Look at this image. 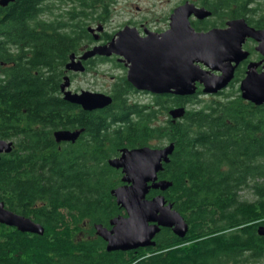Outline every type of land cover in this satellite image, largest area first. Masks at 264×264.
<instances>
[{
	"label": "trees",
	"instance_id": "1",
	"mask_svg": "<svg viewBox=\"0 0 264 264\" xmlns=\"http://www.w3.org/2000/svg\"><path fill=\"white\" fill-rule=\"evenodd\" d=\"M42 9L38 0L0 4V138L14 142L0 159V199L45 228L40 235L0 223V264L264 262L259 232L264 225V107L245 105L240 98L203 105L170 99V107L187 111L176 122L153 125L154 139L166 135L175 143L160 172L172 185L159 192L184 216L189 230L185 237L163 231L148 248L107 250L93 227L108 223L118 210L110 190L121 180L110 172L107 157L124 144L125 133H147L152 125L140 114L127 115L141 109L122 101L129 85L120 86L124 91L115 101H122L121 108L109 114L123 120L116 127V119L89 121L83 109L64 98L65 63L88 33L55 27V21L40 17ZM159 101L150 110L155 121L167 105ZM101 126L105 146L104 137L97 138L90 159L84 137L77 144L56 140L61 129L89 127L99 135Z\"/></svg>",
	"mask_w": 264,
	"mask_h": 264
},
{
	"label": "water",
	"instance_id": "2",
	"mask_svg": "<svg viewBox=\"0 0 264 264\" xmlns=\"http://www.w3.org/2000/svg\"><path fill=\"white\" fill-rule=\"evenodd\" d=\"M9 1L0 0V4L6 5ZM200 11L202 10L196 9L193 4L177 8L172 16L170 33H165L161 39L141 38L135 28L127 26L118 32L119 37L110 44L95 46L82 54L75 64H67V68L83 70V59L95 54L119 53L131 62L128 79L137 89L148 90L154 94L192 96L197 92L199 81L204 84L205 93H217L228 86L234 71L232 61H238L234 54H237L236 51L240 48L235 49L231 39L241 34L244 38L248 33H228V29L196 32L188 18L193 12L197 14ZM239 23L241 22L235 25ZM234 30L239 31L237 28ZM249 34L261 38L264 33ZM71 58L74 61L75 55ZM196 62H204L211 69H219L223 73L218 77L207 76L206 71ZM69 86L70 79L66 77L61 85L64 98L86 110L103 108L113 102L112 97L107 94L89 90L73 92ZM241 90L245 99L263 104L264 73L260 75L249 71L241 84ZM186 111L185 106L173 107L170 114L175 120L184 117ZM80 133V130L61 129L55 132V136L58 142L74 141ZM13 147L12 140L0 138V159L3 152L9 153ZM174 150V142L163 148H125L119 158L110 160L112 166L122 168L124 172V184L113 189L112 193L116 196L118 204L126 209L128 216L121 215L113 219L112 229L102 224L96 226L98 234L107 241L108 251L154 246V237L161 227H171L180 237L187 234L189 225L172 202H167L163 194L147 198L151 189L165 191L172 185L168 180H159L158 173L163 170L164 163L170 161ZM0 223L16 227L22 232L40 235L45 232L41 223L7 208L1 199ZM259 232L264 235V225L259 227Z\"/></svg>",
	"mask_w": 264,
	"mask_h": 264
},
{
	"label": "flooded vegetation",
	"instance_id": "3",
	"mask_svg": "<svg viewBox=\"0 0 264 264\" xmlns=\"http://www.w3.org/2000/svg\"><path fill=\"white\" fill-rule=\"evenodd\" d=\"M168 3L172 0H166ZM113 2H117V0H38V4L43 8L40 14L42 19L53 20L56 22L55 27H61L62 29H77L78 32L88 33V38L86 41L79 47L78 51H74L70 54L69 60L65 63L64 71L65 73L62 75V84L65 82V78L69 77L70 86L68 87L73 92H80L72 88V82L75 81V78L79 75H84L85 80L92 84L97 85L101 80L105 79L107 71L104 70L105 66H110L112 69L120 70V73L113 74L111 73L110 77L112 79V83L109 89H104L102 87H96L95 89H87L91 92L104 93L112 97L113 102L108 106L103 108H95L92 110H86L81 105H78L80 109H83L88 117V120L94 118L95 120L104 121L106 118H111L110 122L113 119L112 126L116 127V125H120L123 120H120V115L117 113L116 115H109L115 113L119 108H121V102L125 101L128 106L133 104H139L141 109L140 113L136 111H132L127 115L133 119L140 114L144 119L147 120L152 125V128L149 129L147 133L145 131H141L138 134L127 133L124 134L126 140L124 144L119 146L116 151L112 152L107 157V164L111 167L110 172L116 174V180L120 179L121 182L114 186L110 193L114 196L116 203L117 198L112 193V190L116 187L124 184L122 178L124 176V172L122 168H117L110 164L111 159L119 158L123 149H135L144 146H150L152 148H163L168 144L172 143L171 140L168 139L166 135L163 138L154 139L153 138V125L154 123L163 124L168 123V120H175L170 114V110L173 107H180L182 105H174L172 107L169 106V101L171 98L176 100L185 101L186 99H195L197 101H201L200 105H203L202 96H211L212 99L210 101H225V100H239V98L244 102L245 105L253 104L254 106L264 107L263 104H256L248 99H245L242 96L241 84L243 80L247 77L249 71H254L257 74L264 73V34L259 38V36L250 35L249 33H264V0H174V3L170 4L166 7L164 14H159L160 16L154 17V19H147L145 21H128L119 29H115L113 31L108 30L106 28V21L102 19H96L97 16H103L104 12L108 13V4ZM9 4V3H8ZM185 4H193L196 9H200L199 13L193 12L189 16V21L191 26L195 29L196 32L199 33H207L211 30H227L228 33H248L243 37L242 34L239 36H234L231 39V43L233 44L235 49H239L237 54H234L238 61L233 60L232 66H234L233 76L229 81V84L226 88L219 90L217 93H205L204 92V84L201 82H197V92L192 96H180L172 93L165 94H154L148 90L137 89L128 79L129 74V66L131 62L123 55L119 53H112L111 55L106 54H95L86 59L82 60L83 70H77L73 68H67V64L78 62L81 55L87 52L88 50H92L95 46L100 45H108L114 39L119 37V31L129 26L136 29V33L141 38L153 37L154 39L163 38L165 33H170L172 29V16L175 13V10L180 6ZM94 6L93 8L90 6ZM165 4L163 3V6ZM108 7V8H107ZM103 12L101 13L100 12ZM99 13V15H96ZM241 22L237 25L235 23ZM75 26V27H74ZM234 28L239 29V31L234 30ZM239 44V45H238ZM241 46V47H240ZM235 52V53H236ZM75 55L74 61L71 58L72 55ZM226 62V61H225ZM200 67L206 71L205 75L218 77L222 75V71L219 69H211L204 62H196ZM219 63L217 62V65ZM61 84V85H62ZM121 85H129L128 92L121 95L122 101L117 103L115 101V97L117 96V92L120 94L124 91V87H120ZM62 91V90H61ZM63 93V91H62ZM64 95V93H63ZM164 100L167 102L165 110L160 112L158 120L155 121L152 116V111L154 103L156 100ZM116 102V103H115ZM160 102V101H159ZM205 103V102H204ZM75 104V103H74ZM163 106V107H164ZM126 107H123L125 109ZM146 114L147 117H146ZM126 115V117H127ZM119 116V118H117ZM122 116V115H121ZM90 125V124H88ZM111 126V125H110ZM88 128L82 129H67L71 131L80 130L81 133L76 138V140L65 141L67 143L77 144L84 137L85 146L87 147L86 158L90 159L96 154V151H91V147L96 143L97 138L104 137V146L106 134L104 135V127L101 126L100 134L97 135L95 132H90ZM141 134V135H140ZM141 139H140V138ZM157 138V137H155ZM4 139V138H3ZM7 140V139H6ZM63 142V141H62ZM113 143V142H111ZM110 144V143H109ZM6 152H3L4 154ZM10 153V152H9ZM174 153V152H173ZM1 154V156H2ZM172 155H170L171 158ZM171 160V159H170ZM170 162V161H169ZM168 162V163H169ZM164 163V167L166 164ZM165 168H163L164 170ZM161 172V171H160ZM160 172L158 173V179H165L160 177ZM166 180V179H165ZM161 190L151 189L147 194V198H152L156 195L163 194L159 192ZM152 192V193H151ZM164 195V194H163ZM165 196V195H164ZM166 198V197H165ZM167 200V199H166ZM128 216L126 209L118 204L117 213L110 217L108 223H95L93 227L97 232V225L102 224L104 227L108 229H112L113 224L111 221L119 216ZM6 225V224H5ZM168 233L176 234L171 227H161L160 231L155 235L154 240L157 244V237L163 232L166 231ZM102 237V236H101ZM185 237V236H184ZM104 239V238H103ZM106 241V240H105ZM107 242V241H106ZM155 244V245H156ZM154 245V246H155ZM152 247V246H149ZM146 248V247H141ZM148 248V247H147ZM132 249V250H138ZM127 251V250H126ZM129 251V250H128ZM263 259V258H262ZM259 264L262 263V260H255L253 263L251 262H242L238 264ZM232 264V263H226Z\"/></svg>",
	"mask_w": 264,
	"mask_h": 264
},
{
	"label": "rangeland",
	"instance_id": "4",
	"mask_svg": "<svg viewBox=\"0 0 264 264\" xmlns=\"http://www.w3.org/2000/svg\"><path fill=\"white\" fill-rule=\"evenodd\" d=\"M163 3L165 4L164 6ZM167 3L168 2L166 0H117V2H113V4H108V13L104 12L103 16H97L96 19H102V21L107 20L106 28L113 31L115 29H119L128 21H145L147 19H154V17L160 16L159 14L161 13L164 14L166 7L174 3V0H172L168 5ZM96 15H99V13ZM104 70L107 71L105 79L101 80L97 85L88 83L85 80L84 75H79L75 78V81L72 82V88L78 90L79 92L83 89H95L96 87L109 89L112 83V79L110 77L111 73L118 74L120 73V70L112 69L110 66H105ZM200 99H202V103H204L210 101L212 97L206 95L202 96Z\"/></svg>",
	"mask_w": 264,
	"mask_h": 264
}]
</instances>
